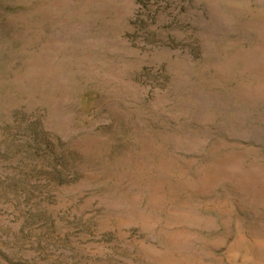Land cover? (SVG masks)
Wrapping results in <instances>:
<instances>
[{
    "label": "rangeland",
    "instance_id": "rangeland-1",
    "mask_svg": "<svg viewBox=\"0 0 264 264\" xmlns=\"http://www.w3.org/2000/svg\"><path fill=\"white\" fill-rule=\"evenodd\" d=\"M0 264H264V0H0Z\"/></svg>",
    "mask_w": 264,
    "mask_h": 264
}]
</instances>
